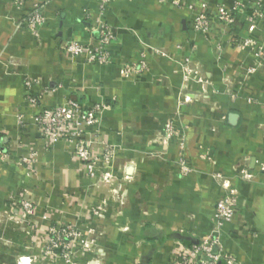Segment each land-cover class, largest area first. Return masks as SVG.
Wrapping results in <instances>:
<instances>
[{
  "label": "crops",
  "instance_id": "obj_1",
  "mask_svg": "<svg viewBox=\"0 0 264 264\" xmlns=\"http://www.w3.org/2000/svg\"><path fill=\"white\" fill-rule=\"evenodd\" d=\"M183 1L211 11L244 8L236 34L257 47L238 49L226 34L220 53L217 37L208 42L195 33L185 10L157 0H115L103 13L116 35L111 63L88 64L63 48L90 42L91 22L100 16L97 0H0V148L15 147L12 161L0 164V264L49 262L41 253L57 225H76L84 237L93 230L90 251L73 248L78 264H176L179 253L213 233L217 200L231 187L237 207L221 234L223 249L239 264H264V71L240 73L264 49V22L247 21L252 0ZM35 2L44 5L46 22L34 35L26 19ZM186 41L194 52L175 49ZM162 47L175 59L155 56ZM142 51L148 70L125 77L124 66ZM187 57L193 69L209 73L211 87L203 89L209 98L179 106L182 76L173 71L181 72ZM27 80L35 82L40 106L26 101ZM191 90L202 88L193 84ZM69 99L108 106L99 126L85 128L98 159L94 177L67 143L48 149L36 125L43 107H63ZM169 121L186 128L185 157L193 169L186 177L177 169L178 146L165 138ZM105 147L112 150L109 161ZM31 155L32 166L15 164ZM240 168L253 179L238 178ZM21 199L34 204L30 220L12 217Z\"/></svg>",
  "mask_w": 264,
  "mask_h": 264
},
{
  "label": "built area",
  "instance_id": "obj_2",
  "mask_svg": "<svg viewBox=\"0 0 264 264\" xmlns=\"http://www.w3.org/2000/svg\"><path fill=\"white\" fill-rule=\"evenodd\" d=\"M100 8V16L91 23L90 30L91 40L87 44L79 42H70L63 48L65 54L73 58H82L88 64L106 66L111 63L110 46L116 40L114 29L103 20V13L107 6L115 0H97ZM160 5H167L173 9L185 10L191 17V26L195 33L202 35L208 41H218L214 47L217 52L223 51L221 37L230 35L231 39L228 44L234 45L238 49L246 47L256 48V44L251 40H242L238 38L236 31L239 28L237 22L238 13L242 9L237 7H224L217 5L214 10H207L205 7L197 9L194 5L188 4L183 0H157ZM250 10L247 21L250 23L264 22V0H252L246 7ZM46 22L44 14V5L35 2L32 10L26 19V27L32 34H37L38 29ZM220 33L213 35L212 33ZM215 36V38H214ZM190 41L180 42L174 45L175 49L183 50L189 48L194 52V46L189 45ZM188 45V46H187ZM165 47L154 50L155 56H164L170 60H174L175 56L170 53H163ZM148 54L142 51L139 59L134 60L131 64L125 65L123 75L130 77L141 74L148 70L147 63ZM228 68L223 67L222 72L227 73ZM259 71H264V49L259 47L256 57L252 61H248L245 67L240 71L244 77H249ZM180 73L182 76V95L178 101L179 106L185 105L190 99L209 98L203 89L211 87L209 81V73H204L201 69H193L191 67V58L187 57L182 62L181 72L173 71V74ZM193 84L200 85L202 90L199 93L191 92ZM35 82L27 80L25 82L26 101L32 106H40L41 96L33 93ZM186 91L188 94H186ZM206 91V90H205ZM192 93V94H191ZM186 96H185V95ZM235 97V95L233 96ZM234 99V98H233ZM108 108L105 102L95 103L87 107L81 105L78 101L69 99L65 106L46 108L43 107L36 116V125L39 129L40 136L46 142L48 149L56 142L67 143L73 155L88 165L89 173L92 177L97 175L96 159L89 149V143L85 137V128L99 126L103 112ZM21 123V121H20ZM185 131L186 128H176L172 121H169L165 127V138L177 145L179 148V157L177 160V169L183 177L188 176L193 169L189 165L185 157ZM15 147L9 145L0 148V164H9L12 161V154ZM104 160L109 161L112 157L110 147L104 148ZM34 155L22 157L15 164L20 166H32ZM237 177L242 180L253 179V173L247 168H240ZM238 192L231 187L226 195L217 200L215 216L213 218V233L205 238L194 242L187 250L179 253L176 264H239L238 260L232 254L224 251L221 242V234L232 223L234 213L237 207ZM15 208L12 214H20L24 219H30L34 214L33 203L27 199H21L14 204ZM94 214L98 215L97 210ZM93 230H88L87 237L76 227V225H57L52 226L48 230V245L43 249L41 257L49 260L46 264H78L73 261V248L80 245L85 251L92 249L93 239L89 237L93 234ZM18 264H29L25 260ZM88 264H93L88 263Z\"/></svg>",
  "mask_w": 264,
  "mask_h": 264
},
{
  "label": "rangeland",
  "instance_id": "obj_3",
  "mask_svg": "<svg viewBox=\"0 0 264 264\" xmlns=\"http://www.w3.org/2000/svg\"><path fill=\"white\" fill-rule=\"evenodd\" d=\"M19 201H21V200H19ZM29 201V200H28ZM31 202V201H30ZM32 203V202H31ZM33 206H34V204H33ZM14 208H15V205H14ZM35 208V207H34ZM34 215V214H33ZM12 217L15 219V217L12 215ZM19 217H21V220L23 221V220H26V219H24V217L22 216V215H20ZM27 220H30V219H27ZM18 221V220H17ZM52 227V226H51ZM48 237H49V234H48Z\"/></svg>",
  "mask_w": 264,
  "mask_h": 264
}]
</instances>
